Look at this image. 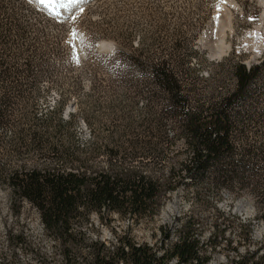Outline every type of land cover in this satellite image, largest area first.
I'll list each match as a JSON object with an SVG mask.
<instances>
[{
	"label": "trees",
	"instance_id": "1",
	"mask_svg": "<svg viewBox=\"0 0 264 264\" xmlns=\"http://www.w3.org/2000/svg\"><path fill=\"white\" fill-rule=\"evenodd\" d=\"M4 1L22 0H0V156L19 161L0 165V189L8 190L11 205L19 208L24 202L37 211L64 264H208L193 216L177 221L176 239L166 247L170 232L160 228L158 250L134 243L127 234L109 249L98 240L87 241L73 227L89 223L92 214L107 223L113 215L136 225L152 220L181 187L199 200L202 192L249 195L264 221V159L259 155L264 145L248 141L249 124L264 119L253 112L261 89L251 88L264 73V60L249 66L224 60L217 64L218 73L202 79L199 66L175 56L152 63L143 61L138 49L126 62L127 56L116 53L112 80L125 89L126 101L116 113H105L107 124L97 129L101 119L85 109L84 101L66 117L65 100L37 114L38 76L26 50L16 48L24 31L5 15ZM131 69H137L138 78L129 76ZM228 77L234 80L230 89L224 88ZM138 98L146 104L135 117ZM78 116L92 132L85 141L77 133ZM178 152L183 160L171 158ZM222 237L215 226L207 241L211 251H218ZM227 264H264V242Z\"/></svg>",
	"mask_w": 264,
	"mask_h": 264
},
{
	"label": "rangeland",
	"instance_id": "2",
	"mask_svg": "<svg viewBox=\"0 0 264 264\" xmlns=\"http://www.w3.org/2000/svg\"><path fill=\"white\" fill-rule=\"evenodd\" d=\"M2 5H7L5 15L24 31L23 41L16 48L26 50L31 70L38 76L37 114L44 115L65 100L66 117L74 113L76 103L84 101L85 109L101 119L97 129L107 124L105 113H116L120 109L117 105L126 101L125 89L114 86L112 80L116 77L111 70L116 53L127 56L126 62L133 60L138 49L143 61L152 63L175 56V60L199 66L202 79L211 72L218 73L217 64L224 60L245 66L264 60L262 0H22L11 4L4 1ZM100 43L112 47L99 49ZM129 76L138 78L139 72L131 69ZM226 79L224 88H233L234 80ZM94 85L95 91L87 95ZM251 88L261 89L253 112L264 114V73ZM145 104L144 98H138L132 115L139 116ZM77 120V133L85 141L92 132L84 127L80 116ZM249 125L248 141L264 145V119ZM259 155L264 159V152ZM171 158L180 161L184 156L178 152ZM18 161L14 156H0V165ZM9 197L8 190L0 189V264H64L55 250L57 242L43 232L37 211L24 202L19 208L13 206ZM200 197L203 200L195 198L190 188L181 187L163 202L152 220L136 225L113 215L107 223L92 214L89 223L73 227L83 231L87 241L98 240L109 249L127 234L134 243L158 250L160 228L170 232L166 247L176 239L177 221L193 216L200 242L210 257L208 264H227L263 245L264 221L257 217L249 195L235 197L233 192L222 190L218 196L202 192ZM215 226L223 233L217 252L207 244ZM82 256L84 252L78 256L79 262Z\"/></svg>",
	"mask_w": 264,
	"mask_h": 264
},
{
	"label": "bare ground",
	"instance_id": "3",
	"mask_svg": "<svg viewBox=\"0 0 264 264\" xmlns=\"http://www.w3.org/2000/svg\"><path fill=\"white\" fill-rule=\"evenodd\" d=\"M48 1H51V0H48ZM262 1L264 2V0H262ZM48 7H49L50 9H55V8H53V7H54L53 4H48ZM104 47L111 48L112 45L107 44V43H100V44L98 45V48H99V49H103Z\"/></svg>",
	"mask_w": 264,
	"mask_h": 264
},
{
	"label": "snow or ice",
	"instance_id": "4",
	"mask_svg": "<svg viewBox=\"0 0 264 264\" xmlns=\"http://www.w3.org/2000/svg\"><path fill=\"white\" fill-rule=\"evenodd\" d=\"M43 2H44V0H41V3H43ZM77 2H78V0H69V3H77ZM61 6L63 7L64 5L61 4ZM73 35H74V33H73Z\"/></svg>",
	"mask_w": 264,
	"mask_h": 264
},
{
	"label": "water",
	"instance_id": "5",
	"mask_svg": "<svg viewBox=\"0 0 264 264\" xmlns=\"http://www.w3.org/2000/svg\"><path fill=\"white\" fill-rule=\"evenodd\" d=\"M69 107H70V109L73 108L72 106H69Z\"/></svg>",
	"mask_w": 264,
	"mask_h": 264
}]
</instances>
